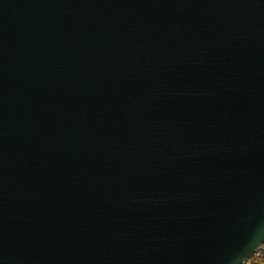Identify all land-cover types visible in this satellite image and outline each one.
Returning <instances> with one entry per match:
<instances>
[{"label":"water","instance_id":"1","mask_svg":"<svg viewBox=\"0 0 264 264\" xmlns=\"http://www.w3.org/2000/svg\"><path fill=\"white\" fill-rule=\"evenodd\" d=\"M263 244L264 0H0V264Z\"/></svg>","mask_w":264,"mask_h":264},{"label":"built area","instance_id":"2","mask_svg":"<svg viewBox=\"0 0 264 264\" xmlns=\"http://www.w3.org/2000/svg\"><path fill=\"white\" fill-rule=\"evenodd\" d=\"M242 264H264V249L255 250L254 253L246 259Z\"/></svg>","mask_w":264,"mask_h":264},{"label":"trees","instance_id":"3","mask_svg":"<svg viewBox=\"0 0 264 264\" xmlns=\"http://www.w3.org/2000/svg\"><path fill=\"white\" fill-rule=\"evenodd\" d=\"M263 247H264V244H263Z\"/></svg>","mask_w":264,"mask_h":264}]
</instances>
